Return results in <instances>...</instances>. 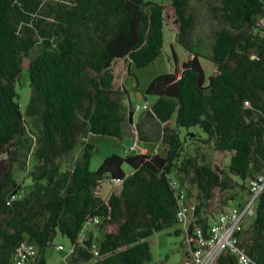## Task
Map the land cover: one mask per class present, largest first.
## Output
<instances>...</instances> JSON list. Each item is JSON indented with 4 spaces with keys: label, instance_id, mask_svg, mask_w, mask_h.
Masks as SVG:
<instances>
[{
    "label": "trees",
    "instance_id": "1",
    "mask_svg": "<svg viewBox=\"0 0 264 264\" xmlns=\"http://www.w3.org/2000/svg\"><path fill=\"white\" fill-rule=\"evenodd\" d=\"M191 3L171 0L177 41L190 58L150 83L146 94L156 101L146 104L145 114L134 123V112L124 106L123 84L115 89L112 67L125 60L130 73V66L145 68L158 58L164 4L0 0V264H15L23 242L37 249L28 264H47L46 251L58 236L71 243L67 264H146L151 260L147 239L154 233L176 228L175 235H184L195 225L207 227L214 215L204 211L215 190L234 192L224 200L226 208L243 210L249 204L252 183L264 177V23L259 24L264 0H220L211 6L223 27L207 58L217 67L209 82L194 43ZM34 47L39 53L30 62L31 97L23 113L15 84ZM128 120L139 136L131 146L137 143L146 154H114L91 171L96 148L87 139H122ZM80 139L87 140L82 153L64 168L62 160ZM142 143H155L153 151ZM199 144L228 155L226 164L199 159ZM20 160L33 187L8 204L22 190L15 176ZM105 179L122 185L106 200L96 195ZM192 187L198 191L196 202L191 201ZM181 192L185 195L179 199ZM241 194L248 195L244 202ZM181 206L196 218L187 229L179 227ZM250 217L241 247L250 264H264V188ZM94 218L99 224L86 227L80 237L84 224ZM108 225L117 231L108 232ZM95 228L98 238L91 234ZM217 264L238 260L225 251Z\"/></svg>",
    "mask_w": 264,
    "mask_h": 264
},
{
    "label": "rangeland",
    "instance_id": "2",
    "mask_svg": "<svg viewBox=\"0 0 264 264\" xmlns=\"http://www.w3.org/2000/svg\"><path fill=\"white\" fill-rule=\"evenodd\" d=\"M150 1V0H148ZM160 4H164L165 10V26H164V44L158 58L150 64L148 67L137 69L134 65L130 66V73L127 71L129 63L125 60H119L114 63L112 67V72L116 77L115 89H120L122 84L126 90V95L124 97V106L127 111L134 112V123L139 122L140 118L145 114L144 110L135 111L137 105L144 106L145 104L152 105L156 101V97L152 95H147L146 91L150 83L158 76L172 73L176 66L180 68L183 63L188 61L190 58L189 52L178 43L177 41V31L178 26L175 23V13L171 6V0H151ZM220 0H192L190 5V12L193 13L196 19V26L193 33L194 43L197 46V51L203 56L201 58V63L205 69L207 82L209 78L216 74L217 67L207 58L209 57L215 40V34L218 30L223 27V22L213 18L211 13V6L218 5ZM264 23V18L260 19V26ZM39 53V48L34 47L30 50V57L23 59V71L21 77L16 81L15 88L18 94V102L21 105V110L23 113L26 112L28 104L31 97L30 89V62L36 58ZM173 54L177 57V63L173 57ZM126 111V119L128 112ZM125 136L122 139H117L113 137L104 136H91L88 138V142L95 146V152L93 154L90 170L97 171L106 158L116 154L125 157L130 154L129 148L134 143L135 138H139L137 135V130L134 126L128 122L124 125ZM135 137V138H134ZM85 139H80L77 148L67 157H65L62 162L64 168H70L75 160L82 153V142ZM85 140V141H87ZM160 145L158 148L160 153H164L165 146L163 144L156 143ZM147 146L151 151L154 149L155 143L143 144ZM201 150L199 159H206L207 162H216L220 166H224L228 160V155L217 154L213 151L211 147L203 146L199 144ZM196 148V147H195ZM199 151V149L197 148ZM150 151V152H151ZM187 153H183L182 157H186ZM6 160L7 156H2ZM22 160L15 167V176L18 182L21 184L22 190L18 193V198L27 196L30 189H32V182L26 179V173L21 170ZM181 160H179V163ZM6 165V163H4ZM8 165V162H7ZM122 185L115 184L105 179L96 195L106 200L111 193H119L121 191ZM192 202H196V196L198 191L195 187H192ZM234 194L233 191H228L222 193L218 189L214 191V198L208 202V206L204 211L207 215H216L226 208L224 200L228 199ZM242 195V194H241ZM248 198L247 194H243L239 201L244 202ZM228 205V204H227ZM232 207V204H230ZM229 207V206H228ZM253 222L252 217L246 218V228ZM181 227V226H179ZM176 228L167 229L165 231L156 232L151 237L147 239L150 246L151 260L146 264H183L186 259V236L175 235L174 230ZM98 228L91 231V234L96 238L99 237ZM108 232H116L117 227L115 225L107 226ZM98 240V239H97ZM58 245H63L65 247L64 251H59L57 249ZM71 243L69 240L58 236L53 246L49 247L46 251L47 264H67V257L69 254ZM69 262V259H68ZM91 264V263H82Z\"/></svg>",
    "mask_w": 264,
    "mask_h": 264
},
{
    "label": "built area",
    "instance_id": "3",
    "mask_svg": "<svg viewBox=\"0 0 264 264\" xmlns=\"http://www.w3.org/2000/svg\"><path fill=\"white\" fill-rule=\"evenodd\" d=\"M247 104V103H246ZM148 106L137 105L135 111L147 110ZM137 141V140H136ZM129 150H141L142 154H146V150H142L135 143L129 148ZM264 188V177H260L258 181L252 183L251 192L253 193L249 204L241 210L240 208H226L217 213L208 222L207 227H203L201 224L195 225L191 233L185 232L186 236V249L187 255L183 264H217V261L221 254L228 251L237 257L238 264H250L251 260L247 256L245 250L241 247L242 236L246 229V218L253 215V202L256 197L261 193ZM179 199L184 198L185 193H179ZM18 198L17 195L11 196L8 201L10 204L12 201ZM189 210L185 206H181L178 211V220L182 228L188 227L189 223H193L196 220L192 215H188ZM100 220L94 218L93 222H86L84 228L81 231L80 237H83L84 229L93 224H99ZM92 251L95 256H99V247L96 244H92ZM59 251H63L64 247L59 245L57 247ZM37 256V249L34 245L23 242L17 248L15 253V264H28L31 259Z\"/></svg>",
    "mask_w": 264,
    "mask_h": 264
},
{
    "label": "crops",
    "instance_id": "4",
    "mask_svg": "<svg viewBox=\"0 0 264 264\" xmlns=\"http://www.w3.org/2000/svg\"><path fill=\"white\" fill-rule=\"evenodd\" d=\"M93 227H94V226H93ZM93 227H92V228H93ZM92 228H91V229H92ZM91 229H89L88 231H90ZM88 231H87V232H88ZM87 232H86V233H87Z\"/></svg>",
    "mask_w": 264,
    "mask_h": 264
}]
</instances>
